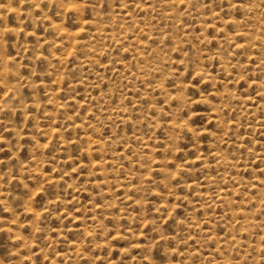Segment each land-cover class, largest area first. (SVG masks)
I'll return each mask as SVG.
<instances>
[{"label": "rangeland", "instance_id": "374dc122", "mask_svg": "<svg viewBox=\"0 0 264 264\" xmlns=\"http://www.w3.org/2000/svg\"><path fill=\"white\" fill-rule=\"evenodd\" d=\"M0 264H264V0H0Z\"/></svg>", "mask_w": 264, "mask_h": 264}]
</instances>
